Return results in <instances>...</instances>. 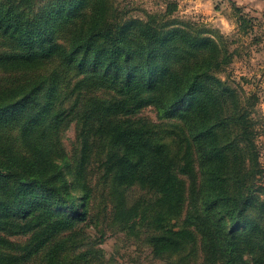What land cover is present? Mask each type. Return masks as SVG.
I'll use <instances>...</instances> for the list:
<instances>
[{
    "label": "trees",
    "instance_id": "obj_1",
    "mask_svg": "<svg viewBox=\"0 0 264 264\" xmlns=\"http://www.w3.org/2000/svg\"><path fill=\"white\" fill-rule=\"evenodd\" d=\"M51 1L53 6L44 11L34 8L30 9L29 14L20 12L18 19L6 14L13 11L12 7L3 9L0 6V33L9 36L8 44H22L25 47L12 50L13 54L3 55L0 63L4 68L14 69L16 65L31 66L37 60L52 59L62 48L59 43L55 44V39L64 32L65 25L70 34L66 44L68 50L72 49L71 54L85 53L88 57L89 53H95V66L101 68L104 57L107 67L116 72V79H121L124 90L115 91L122 97L97 104L88 113L86 120L92 124L83 136L82 161L88 160L95 144H100L103 147L99 151L103 157L104 178L112 181L115 187L125 189L137 184L158 195L150 207H142L138 202L131 207L126 206L125 214L115 217L116 220L124 227H128L133 218L140 217L141 222H147L152 229L148 243L157 256L179 252L189 238H194L189 232L192 228L200 238L203 264H264V230L258 229L255 233L241 230L244 210L256 199L252 186L256 184L257 173L252 171L249 176L245 172V157L253 160L255 156L258 165L256 126L247 117V109L238 102L235 90L227 88L222 94L208 90L206 95H192L198 91L202 80L212 78L211 69H219L221 65L229 63L228 58L222 61L218 59L219 45L216 41L199 36L187 38L184 30L171 28L166 31L164 26H154L149 22L119 25L113 22L106 6H98L101 8L98 10L92 3L91 9L83 12L85 0ZM68 12H72L73 16L68 17ZM47 29L48 34L40 37ZM128 34H134L137 38L128 40ZM50 36L54 44L39 51L35 45L39 41H47ZM99 38L108 45V49L95 47L91 50L94 41ZM122 52L134 59L141 57L138 61L140 65L129 63V68L123 71L120 66ZM122 75L125 76L123 80ZM45 79L42 78L38 86ZM218 83L219 86L228 84L222 81ZM13 91L5 92L1 100L9 97ZM19 93L10 105L26 97L32 99L30 93ZM225 98H234L229 109ZM184 103L190 105L183 106ZM128 105H131L133 112L127 108ZM148 106H153L158 120H175L181 125L177 138L159 137L157 125L139 126L130 118L134 108ZM2 110L4 108H0V112ZM95 129L98 132L91 134L90 131ZM97 134L105 143L95 140ZM166 134H170V130ZM191 144L194 148H191ZM174 147H177L176 152H173ZM194 152L200 166L198 173L195 170ZM174 154L177 159L175 169L171 165V155ZM62 168V165L58 166L53 175L61 172ZM176 171L189 182L188 202L181 198L184 183L176 177ZM75 173L83 192L82 202L67 198L57 186L47 182L49 178L26 179L19 170L9 172L10 183L5 191L8 198L0 201V231L5 230L10 221L17 219L11 213L13 209L21 219H25L28 213L34 211L31 209L45 208L50 202L58 209L67 207L63 223L71 224V228L87 223L90 219L87 201L93 192L84 179L83 170L77 169ZM29 185L44 190L45 194L39 201L30 199L33 205L31 209L25 207L23 199L27 191L24 189ZM41 202L42 206L39 204ZM184 207L183 220L172 224L175 219L173 211H182ZM55 225L58 224L47 230L53 240L45 248L46 264H80L84 255L77 253L79 248L75 244L70 246L63 242L62 236H56L58 228ZM136 226L134 222L130 224V227ZM56 241L59 244H55ZM43 245L44 242L37 244L29 256L0 253V264H26L34 251L38 252Z\"/></svg>",
    "mask_w": 264,
    "mask_h": 264
},
{
    "label": "rangeland",
    "instance_id": "obj_2",
    "mask_svg": "<svg viewBox=\"0 0 264 264\" xmlns=\"http://www.w3.org/2000/svg\"><path fill=\"white\" fill-rule=\"evenodd\" d=\"M52 3L51 0H0L1 8H13V11L6 14L15 19L19 18L20 12L29 14L30 9L34 8H42L44 11ZM92 3L94 8L106 6L113 22L119 25L149 22L154 26H164L166 31L171 28L184 30L187 38L199 36L216 41L219 45L218 59L222 61L228 58L229 63L221 65L219 69H211L212 78L202 80L198 91L192 95H206L208 90L218 94L227 88L235 90L238 102L247 109V117L254 122L258 165L255 156L252 155L255 160L245 157V172L249 176L252 171L257 173L256 184L252 186L256 199L244 210L241 230L254 233L258 229L264 230V0H85L82 11H89ZM71 14L68 12L66 15L71 17ZM64 27V32L56 39L52 31V37L57 40L55 44L59 43L62 47L52 59L37 60L31 66L16 65L14 69L4 68L0 63V103L9 106H0L4 108L0 112V201L8 198L5 191L10 183L9 172L19 170L26 179L49 178L47 182L57 186L67 198L82 202L83 192L75 173L77 169H82L84 179L93 192L87 201L90 219L85 224L71 228V224L63 223L67 207L58 209L55 204L50 205V202L45 208L31 209L33 205L30 199L39 201L45 194L44 190L33 185L26 186L24 205L34 211L21 219L12 210L11 213L17 219L10 221L5 230L0 231V253L29 256L37 244L44 242L45 245L38 252L34 251L26 264H46L45 248L53 240L47 230L58 224L55 225L59 229L56 236H62L63 242L70 246L75 244L79 248L77 253L84 255L80 264H203L200 238L194 229H189L194 238H189L179 252L157 256L148 243L152 229L147 222H141L140 217L133 218L130 222L137 224L133 228L130 227L132 223L124 227L116 220L125 214L126 206L131 207L138 202L142 207H150L158 195L137 184L125 189L115 187L112 181L104 178L103 157L99 151L103 147L100 144H95L88 160L82 161L83 136L92 124L86 120L88 113L97 104L122 97L115 90H124V84L121 79H116V72L107 67L104 57L103 65L99 68L93 64L95 53H89L88 57L85 53L76 56L71 54L72 49L68 50L66 44L70 39L69 30L67 26ZM46 34L48 29L40 37ZM52 37L45 42L39 41L36 48L41 52L50 48L54 44ZM136 38L134 34H128L127 37L132 41ZM9 41V36L0 33V58L13 54L12 50L25 48L22 44L10 45ZM93 44L91 50L95 47L108 49L101 38ZM140 59L128 57L122 52L121 69L126 71L129 63L140 65ZM124 77L122 75V80ZM42 78L47 79L38 86ZM219 81L228 84L219 86ZM12 89L14 91L9 97L1 100L4 93ZM19 92L30 93L32 99L26 97L10 105L14 98H18ZM125 99L131 103L127 97ZM225 100L229 109L234 98ZM127 108L133 112L131 105ZM130 118L139 126L157 125L160 129L158 136L166 139L177 138L178 127H181L175 120H158L153 106L134 108ZM167 130H170V134H166ZM97 132L96 129L90 131L91 134ZM94 138L105 143L100 134ZM191 148H194L192 144ZM176 151L177 147H174L173 152ZM175 155H171L173 169L177 167ZM193 159L198 173L200 166L197 164L196 152ZM60 165L63 166L61 172L53 175ZM176 177L184 183L181 198L188 202L189 182L177 171ZM247 183L249 185L250 181ZM50 199L52 201L53 198ZM39 204L43 205L42 202ZM185 212V207L182 211H173L175 219L172 224L180 223ZM24 224L27 225L22 229ZM48 236L49 240L45 241ZM55 244L59 243L56 241Z\"/></svg>",
    "mask_w": 264,
    "mask_h": 264
}]
</instances>
